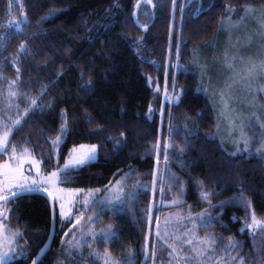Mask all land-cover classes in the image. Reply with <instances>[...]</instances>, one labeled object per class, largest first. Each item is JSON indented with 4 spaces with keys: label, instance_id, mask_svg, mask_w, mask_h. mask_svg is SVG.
I'll use <instances>...</instances> for the list:
<instances>
[{
    "label": "trees",
    "instance_id": "16d2710c",
    "mask_svg": "<svg viewBox=\"0 0 264 264\" xmlns=\"http://www.w3.org/2000/svg\"><path fill=\"white\" fill-rule=\"evenodd\" d=\"M136 3L0 0V133L11 134L0 160L32 155L44 173L59 171L63 187H108L95 204L117 181L135 191L122 205L100 206L110 205L100 222L116 224L118 235L106 245L120 259L145 255L151 184L182 179L184 200L211 212L207 230L216 238L218 264H264V163L234 155L221 137L215 93L225 74L212 68L223 55L213 48L235 22L233 8L263 11L264 0H154L146 28L134 18ZM178 14L182 28L173 39ZM170 50L181 66L174 80L183 95L163 116L149 78L166 84ZM86 143L99 146L98 158L65 168L72 150ZM199 184L209 190L208 206L201 204ZM56 208L55 238L38 264H100L91 246L69 242L76 220L62 219ZM7 215L20 231L16 248L24 249L8 264H32L52 231L49 199L22 196Z\"/></svg>",
    "mask_w": 264,
    "mask_h": 264
},
{
    "label": "rangeland",
    "instance_id": "374dc122",
    "mask_svg": "<svg viewBox=\"0 0 264 264\" xmlns=\"http://www.w3.org/2000/svg\"><path fill=\"white\" fill-rule=\"evenodd\" d=\"M153 6L154 0H137L134 18L143 28H146L145 22ZM232 11L235 22L227 24L224 34L220 35L222 40L213 48L215 51H223V55L212 60V68L225 74L223 79L219 78L222 82L220 88L217 91L214 89L217 92L215 96L220 98L221 103L219 132L223 139L232 144L234 155L258 158L264 163V10L256 11L245 6L235 7ZM181 19L180 14L173 15V39L175 33H181ZM234 32L243 35L244 40L234 42ZM180 42L179 39V45ZM167 56L169 68L164 77L166 84L161 83L157 76L149 78L155 100H161L163 116L167 104L171 106L178 103L183 95V90L176 87L174 80L177 70L181 68L177 55L170 50ZM202 58L205 60L204 54ZM164 120L165 118L162 122ZM172 125L171 120L169 127ZM7 134L9 142L11 134ZM3 136L4 133H0V139ZM170 147V141L165 142L166 154ZM6 148H0V154ZM92 149L95 151H91ZM98 156V145L81 144L72 150L64 164L68 165L67 168L78 167L96 160ZM78 160L83 162L77 163ZM164 163L165 161H159L157 167L165 174ZM53 172L58 174L54 182L40 183ZM53 172L44 173L40 160L32 155L3 158L0 160V196L7 188L21 191V186L34 187L32 181L37 180L38 186L46 189L57 203L59 216L65 220H76L71 235L67 237L69 242L73 247L91 246L100 264H218V258L214 254L216 238L207 230L211 212L205 211L203 206H193L184 200L186 184L182 179L174 180V183L163 180L160 184H151L152 202L147 216L149 225L145 255L140 258L133 254L120 259L112 255L106 245L118 235V228L116 224L100 222V219L104 217L108 206L122 205L127 199L134 198L136 192L127 193L126 186L117 181L100 198L101 203L95 204L99 195L108 187L89 190L66 188L61 185L59 171ZM144 186L149 189V185ZM199 187L201 204L208 206L211 201L209 190L204 184H199ZM105 201H110V205L100 207ZM250 210H254L251 205ZM4 214L6 215L5 203L0 199V262L8 264L21 258L24 249L16 248L20 231L9 223L8 215L3 217Z\"/></svg>",
    "mask_w": 264,
    "mask_h": 264
},
{
    "label": "snow or ice",
    "instance_id": "6c2138e0",
    "mask_svg": "<svg viewBox=\"0 0 264 264\" xmlns=\"http://www.w3.org/2000/svg\"><path fill=\"white\" fill-rule=\"evenodd\" d=\"M7 132L4 133V136L2 139H0V148H6L8 147V140H7ZM91 151H95V149H92ZM13 153H15V148H13ZM83 161L82 160H78L77 163H82ZM7 168V165L5 166ZM68 165H65V168H67ZM6 175V183H7V173L5 174ZM57 173L56 172H53L51 173V175L49 177H47L46 179L40 181V183H51V182H54L55 178L57 177ZM32 185L34 187H25V186H21V191H27V192H40L42 191V189L38 186V181L37 180H33L32 181ZM46 190V189H44ZM20 195V192L18 191H12L11 188H7L5 190V193L0 196V199H4V200H10V197H16V196H19ZM253 222L254 224L255 223H259V221H256L255 220V217H253ZM0 264H2V262H0Z\"/></svg>",
    "mask_w": 264,
    "mask_h": 264
},
{
    "label": "water",
    "instance_id": "95a60500",
    "mask_svg": "<svg viewBox=\"0 0 264 264\" xmlns=\"http://www.w3.org/2000/svg\"><path fill=\"white\" fill-rule=\"evenodd\" d=\"M34 193H42L44 195L47 196V198L49 199L51 205H52V208H53V226H52V231H51V234H50V237H49V240L48 242L46 243V245L42 248V250L40 251V253L37 255V257L34 259L33 263L32 264H38L39 261L41 260V258L44 256V254L46 253V251L48 249H50V247L52 246V243H53V240L55 238V234H56V227H57V209H56V206L54 204V201L53 199L51 198V196L49 194H47L46 192H21L19 196H16V197H10V200H4V203L6 205V209L8 208L9 204L22 197V196H25V195H30V194H34ZM5 216V214L3 215V217Z\"/></svg>",
    "mask_w": 264,
    "mask_h": 264
},
{
    "label": "bare ground",
    "instance_id": "6f19581e",
    "mask_svg": "<svg viewBox=\"0 0 264 264\" xmlns=\"http://www.w3.org/2000/svg\"><path fill=\"white\" fill-rule=\"evenodd\" d=\"M49 240V239H48Z\"/></svg>",
    "mask_w": 264,
    "mask_h": 264
}]
</instances>
